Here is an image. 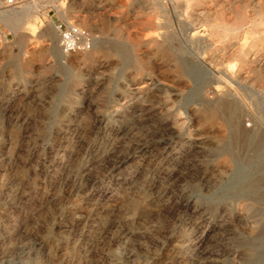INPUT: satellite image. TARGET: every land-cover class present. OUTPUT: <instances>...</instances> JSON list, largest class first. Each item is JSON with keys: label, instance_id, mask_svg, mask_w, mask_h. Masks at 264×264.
Segmentation results:
<instances>
[{"label": "rangeland", "instance_id": "obj_1", "mask_svg": "<svg viewBox=\"0 0 264 264\" xmlns=\"http://www.w3.org/2000/svg\"><path fill=\"white\" fill-rule=\"evenodd\" d=\"M0 264H264V0H0Z\"/></svg>", "mask_w": 264, "mask_h": 264}, {"label": "built area", "instance_id": "obj_2", "mask_svg": "<svg viewBox=\"0 0 264 264\" xmlns=\"http://www.w3.org/2000/svg\"><path fill=\"white\" fill-rule=\"evenodd\" d=\"M25 0H3L5 7H16ZM60 46L64 53H75L86 51L92 48L93 42L86 30L80 26L69 23L67 25L60 24Z\"/></svg>", "mask_w": 264, "mask_h": 264}, {"label": "bare ground", "instance_id": "obj_3", "mask_svg": "<svg viewBox=\"0 0 264 264\" xmlns=\"http://www.w3.org/2000/svg\"><path fill=\"white\" fill-rule=\"evenodd\" d=\"M194 1V0H193ZM220 1V0H219ZM229 2V1H228ZM203 6V5H202ZM225 6V5H224ZM227 6V5H226ZM30 7V6H29ZM28 6H26V7H24V9H22L21 11H14V9H3V11H1V12H3L4 13V15H6L7 17H9V15H13V16H17L18 14H20V13H23V12H25V11H27V9L29 8ZM213 7V6H212ZM221 7V6H220ZM215 8V7H214ZM227 8V7H226ZM229 8H231V7H229ZM201 11V10H200ZM214 11V10H213ZM229 11V10H228ZM227 11V13H229ZM11 12V13H10ZM231 12H232V10H231ZM195 13V12H194ZM245 13V12H244ZM215 14V13H214ZM225 14V13H224ZM253 14V13H252ZM219 15H220V13H219ZM236 15V14H235ZM248 15V14H247ZM238 16V15H237ZM223 17V16H222ZM245 17V16H244ZM206 18H207V16H206ZM262 20V19H261ZM249 22H250V20H249ZM259 22V21H258ZM219 23V22H218ZM238 23V22H237ZM251 23V22H250ZM225 24V23H224ZM242 24V23H241ZM244 24V23H243ZM249 24V23H248ZM254 24V23H253ZM261 24V23H260ZM218 25V24H217ZM247 25V24H246ZM250 25V24H249ZM256 25V24H255ZM229 26V25H228ZM224 27V26H222V29L223 30H226V29H230L229 27ZM233 26V25H232ZM263 26V25H262ZM261 26V27H262ZM218 27V26H217ZM216 27V28H217ZM220 27V26H219ZM257 27V26H256ZM255 26H254V28H256ZM258 28V27H257ZM240 29V28H239ZM238 29V30H239ZM231 30V29H230ZM237 30V31H238ZM243 30V29H242ZM245 30V29H244ZM240 31V30H239ZM261 31V30H260ZM226 32V31H225ZM255 32V31H254ZM215 33V32H214ZM229 33V32H228ZM233 33V32H232ZM234 34H235V32H234ZM226 35V34H225ZM236 35V34H235ZM238 35V34H237ZM228 36V35H227ZM231 36H234V35H231ZM240 36V35H239ZM219 38V37H218ZM222 38V37H221ZM234 38H237V37H234ZM133 40V39H132ZM234 40V39H233ZM139 41H141L142 42V40H139ZM158 41V40H157ZM230 41H232L231 39H230ZM135 42V41H134ZM140 42V43H141ZM227 43V42H226ZM235 43V42H234ZM133 44V43H132ZM139 44V43H138ZM137 44V45H138ZM136 48V47H135ZM244 48V47H243ZM234 53V52H233ZM232 53V54H233ZM237 53V52H236ZM245 53V52H244ZM65 54V53H64ZM67 55H69V54H72V53H66ZM231 54V55H232ZM235 55V54H234ZM245 56V55H244ZM96 57V56H95ZM94 57V58H95ZM229 57V56H228ZM231 57V56H230ZM240 57H242V55L240 56ZM92 58V57H91ZM228 59V58H227ZM226 59V60H227ZM214 60V59H213ZM242 60V59H241ZM94 61V60H93ZM218 61V60H217ZM222 61V60H221ZM232 61V60H231ZM243 62V61H242ZM245 62V61H244ZM141 63V62H140ZM143 63V62H142ZM222 63V62H221ZM211 64V63H210ZM228 64V63H227ZM248 64V63H247ZM212 65V64H211ZM214 66V65H213ZM249 66H251V65H249ZM253 66V65H252ZM251 66V67H252ZM209 68V67H208ZM216 69V68H215ZM214 69V70H215ZM256 69V68H255ZM205 70V69H204ZM210 71V70H209ZM216 71V70H215ZM220 71V70H219ZM223 71V70H222ZM262 71V70H261ZM224 72V71H223ZM212 73V72H211ZM222 73V72H221ZM262 75V74H261ZM233 76H234V74H233ZM214 77V76H213ZM222 77V76H221ZM258 77V76H257ZM259 78V77H258ZM260 79V78H259ZM215 80V79H214ZM232 81V80H231ZM212 82V81H211ZM229 83V82H228ZM143 86V85H142ZM220 113V112H219ZM218 113V111H217V109H211V110H209V111H207V118H208V120L210 121V122H217V123H221V124H224V119L220 116V114Z\"/></svg>", "mask_w": 264, "mask_h": 264}]
</instances>
